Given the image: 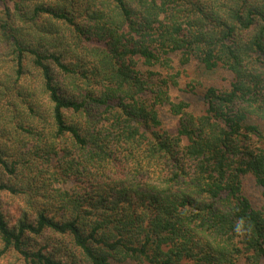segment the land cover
Listing matches in <instances>:
<instances>
[{
	"label": "trees",
	"instance_id": "obj_1",
	"mask_svg": "<svg viewBox=\"0 0 264 264\" xmlns=\"http://www.w3.org/2000/svg\"><path fill=\"white\" fill-rule=\"evenodd\" d=\"M0 1V259L264 262V0Z\"/></svg>",
	"mask_w": 264,
	"mask_h": 264
},
{
	"label": "rangeland",
	"instance_id": "obj_2",
	"mask_svg": "<svg viewBox=\"0 0 264 264\" xmlns=\"http://www.w3.org/2000/svg\"><path fill=\"white\" fill-rule=\"evenodd\" d=\"M6 3L8 5H11L10 0H7ZM2 7L3 5L2 2L0 1V9H2ZM0 51H2L1 48ZM1 57L2 54L0 55V58ZM173 65H175V68L171 70V73H173V75H177L176 78L177 84L172 85L170 87L169 94L171 98L175 101L185 100L189 105L188 110L195 114L200 113L204 109L202 93L204 92L206 86L212 84L219 88L227 87L231 79L230 71L224 68L206 70L204 67L198 65L196 62L180 64L177 60L173 61ZM140 67L142 70H146L147 68H149L151 70L159 71L163 75L165 73L159 66L147 67L145 65L140 64ZM160 117L162 119V126L164 128L172 129V130L175 129L177 125L178 117L171 115L167 111V107L160 108ZM250 122L258 124L264 132V122L262 120L251 118ZM246 190L248 194L252 197L255 204L260 205L262 203L260 190L255 184L252 183V181L249 182V185ZM48 236H49L48 237L49 241H52L53 237H55L54 235L51 234H49ZM0 264H23V263L20 261V259H17L15 255L8 254L3 259H0ZM116 264H140V263H136L135 261H126ZM261 264H264V262Z\"/></svg>",
	"mask_w": 264,
	"mask_h": 264
}]
</instances>
